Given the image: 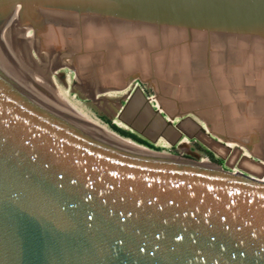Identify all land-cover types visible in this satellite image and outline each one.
Returning a JSON list of instances; mask_svg holds the SVG:
<instances>
[{"label": "water", "instance_id": "95a60500", "mask_svg": "<svg viewBox=\"0 0 264 264\" xmlns=\"http://www.w3.org/2000/svg\"><path fill=\"white\" fill-rule=\"evenodd\" d=\"M0 264H264V0H0Z\"/></svg>", "mask_w": 264, "mask_h": 264}]
</instances>
